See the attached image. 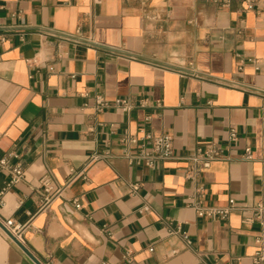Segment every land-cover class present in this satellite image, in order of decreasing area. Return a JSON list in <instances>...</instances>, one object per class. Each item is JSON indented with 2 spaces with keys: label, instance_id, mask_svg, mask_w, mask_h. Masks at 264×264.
Listing matches in <instances>:
<instances>
[{
  "label": "crops",
  "instance_id": "obj_1",
  "mask_svg": "<svg viewBox=\"0 0 264 264\" xmlns=\"http://www.w3.org/2000/svg\"><path fill=\"white\" fill-rule=\"evenodd\" d=\"M78 27L95 44L66 38ZM2 36L0 153L26 173L0 220L44 264H264V0H0ZM145 133L172 135L174 157L131 165L119 139ZM213 143L226 157L187 178ZM9 179L0 169V191ZM230 199L226 218L192 204ZM0 264L37 263L0 229Z\"/></svg>",
  "mask_w": 264,
  "mask_h": 264
},
{
  "label": "built area",
  "instance_id": "obj_2",
  "mask_svg": "<svg viewBox=\"0 0 264 264\" xmlns=\"http://www.w3.org/2000/svg\"><path fill=\"white\" fill-rule=\"evenodd\" d=\"M83 35V29L81 27H78L74 34L66 35V38H69L75 43L79 44H95L93 39H91L90 37L87 39L83 38ZM5 40L6 38L2 36L0 38V43H3ZM34 62H36V60H34ZM191 76H197V73L195 71H191ZM115 104L116 107L124 111H128L131 108V103L127 99H117L115 101ZM105 105H107V102L103 98L98 97V110H100ZM229 138L234 142H236L238 139V134L234 127L229 130ZM119 143L122 146V155L128 160L131 165L153 167L157 161L168 160L174 157V138L170 134L154 135L153 133H145L143 137H138L137 135L132 134L123 135L120 137ZM133 147L137 148L136 151L132 150ZM111 155L112 154L109 151L95 153L92 156L90 163L100 159H106ZM241 156L244 159L251 160L253 158L252 148L246 147ZM225 157V150L222 147L218 146L216 143L205 147H197L193 154L190 156L193 165L186 171L185 176L187 178L194 179L197 175L200 174L203 169L209 168L212 162ZM13 158H19L18 153L15 151H11L7 154L0 153V169L10 175L9 181H7L5 187L0 191V210L5 205V200L3 198L5 191L25 178L26 172L23 165L20 162L12 164L11 159ZM87 166L84 167L81 171L74 172L71 179H75L80 175L86 178V175L84 173L87 169ZM41 182H43L45 189L48 191V179L43 178L41 179ZM131 187L134 191H136L139 185L132 184ZM192 204L198 216L207 217L210 219L226 218L228 213L232 209L239 206L236 203L235 199H230L229 205L227 207L203 206L197 201H194ZM74 205L77 209L81 207V204L77 200L74 201ZM242 208H247V205L242 206ZM144 209L148 211L149 207L146 206ZM252 210L253 218L260 221L261 223H264V195L257 203L252 206ZM0 229L5 231L7 235H9V237H11V234L23 243V239L21 237L24 229L23 225L16 224L13 219H7L6 221L0 220ZM171 231L174 233L181 232V236L185 240L186 244L190 243L188 239V233L186 231H181L180 228L176 230L171 229ZM151 250H153V248H151ZM126 256L128 262H131L132 258L129 257V254H127ZM263 259L264 250H260L257 253V260Z\"/></svg>",
  "mask_w": 264,
  "mask_h": 264
},
{
  "label": "water",
  "instance_id": "obj_3",
  "mask_svg": "<svg viewBox=\"0 0 264 264\" xmlns=\"http://www.w3.org/2000/svg\"><path fill=\"white\" fill-rule=\"evenodd\" d=\"M10 234V233H9ZM10 236L12 237V239L14 241H16L21 247L22 249L29 255V257H31V259H33V261H35L37 264H44L38 257H36L21 241H19L16 237H14L13 235L10 234Z\"/></svg>",
  "mask_w": 264,
  "mask_h": 264
}]
</instances>
